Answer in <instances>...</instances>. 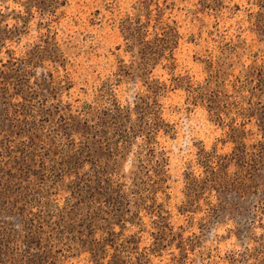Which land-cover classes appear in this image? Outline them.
<instances>
[{
	"label": "rangeland",
	"instance_id": "1",
	"mask_svg": "<svg viewBox=\"0 0 264 264\" xmlns=\"http://www.w3.org/2000/svg\"><path fill=\"white\" fill-rule=\"evenodd\" d=\"M0 264H264V0H0Z\"/></svg>",
	"mask_w": 264,
	"mask_h": 264
}]
</instances>
